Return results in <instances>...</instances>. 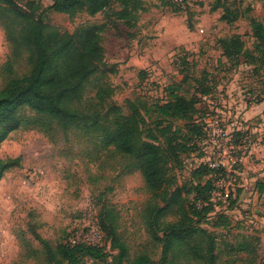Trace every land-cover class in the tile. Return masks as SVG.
I'll return each mask as SVG.
<instances>
[{"label":"rangeland","instance_id":"374dc122","mask_svg":"<svg viewBox=\"0 0 264 264\" xmlns=\"http://www.w3.org/2000/svg\"><path fill=\"white\" fill-rule=\"evenodd\" d=\"M28 1L36 9L30 10ZM14 2L29 14L43 12L48 30L68 36L93 24H108L110 17L108 13L43 11L52 0ZM142 2L135 27L119 22L103 34L105 52L99 68L114 90L100 109L106 112L119 105L125 114L137 110L144 136L158 140L167 156L172 178L167 195L153 197L130 159L120 155L112 159L103 152L99 163L91 161L97 156L91 136L53 141L38 128L21 127L0 144L1 158H20L19 166L0 180V264H66L56 251L58 246L67 238L87 233L89 225L108 226L113 216L117 217V234L130 247V259L143 253L152 258L150 264H162L161 244L147 222L153 221L157 207L165 206L173 192V204L160 215L161 227L185 221L187 193L180 198L179 186L194 177L192 170L208 159L219 158L231 169L229 153L223 151L232 147L243 156L242 164L234 167V185L241 194L235 209L218 207L232 220L204 225L215 242L213 260L215 264H264V64L248 63L249 57L259 58L255 52L259 40L252 36L250 21L264 24V0H191L186 9L169 0ZM226 9L243 17L226 23L221 20ZM235 34L244 40L246 52L230 59L224 55L221 40ZM27 55L26 50L14 47L0 21L1 86L30 71ZM110 68L116 73H109ZM170 86L186 99L197 93L201 101L195 116L207 120L211 134L218 125L225 131L221 138L206 136L197 151L184 155L183 165L175 162L172 146L186 134L185 122L159 115L150 107L169 99ZM133 101L141 108L128 109L126 103ZM237 132L243 136L236 137ZM197 177L203 181L207 176ZM193 238L191 243H197ZM206 248L202 247L204 253ZM84 264H114V260H86ZM167 264L209 263L170 255Z\"/></svg>","mask_w":264,"mask_h":264},{"label":"trees","instance_id":"16d2710c","mask_svg":"<svg viewBox=\"0 0 264 264\" xmlns=\"http://www.w3.org/2000/svg\"><path fill=\"white\" fill-rule=\"evenodd\" d=\"M52 1L43 11L69 15L86 12L91 16L101 13L106 16L108 13V24H93L68 36L56 30H48L43 12L29 14L19 8L14 0H0V21L14 47L27 51V62L30 65L27 74L9 79L4 86L0 85V144L13 131L26 126L38 128L53 141L61 138L68 142L71 136H91L94 140L91 143L95 145L97 152V156L91 158V161L99 163L103 152L112 159H116L117 155H120L119 158L130 159L133 161L131 167L140 170L147 191L153 197H165L172 184L167 156L158 140H148L144 136L141 128L143 121L136 110V107L141 106L135 101L127 102L128 109L133 107L132 110H136L128 114L123 111L124 107L115 104L106 112L100 109L114 90L105 77L106 73L99 68L105 52L103 34L109 27L117 28L119 22L130 29L135 27L143 11L142 0ZM26 5L30 10L36 9L32 2L28 1ZM242 17L240 13L226 9L221 20L231 24ZM250 24L252 36L259 40L255 43V52L259 58L249 57L248 63L259 61L264 64V43L260 41L264 40V24L254 19H251ZM221 45L224 55L230 59L246 52L245 42L238 34L222 39ZM108 72L116 73V70L110 68ZM92 82L95 84L91 86ZM167 89L170 90L169 99L156 102L150 107L159 115L185 122L186 134L172 146L175 162L183 165L184 155L197 151L198 143L207 136L202 116H195L201 99L197 93L186 99L178 95L174 86ZM144 111L147 113V110ZM177 131L178 129L173 132ZM235 136L243 135L237 132ZM19 164L20 158L0 157V180L5 172ZM192 174L194 177H207L203 181L192 177L179 186L180 198L184 191L187 193L184 196L188 204L186 220L167 223L161 227L160 215L173 204V192L165 206L157 207L153 221L147 222L154 233V239L161 244L162 264H167L170 255L174 258L182 256L187 260L205 259L209 264H215V242L211 239L210 230L204 225L232 220L225 210L235 209L239 203L241 190L238 189L236 196L229 200L227 208L218 209L210 199L213 188L211 170L201 165L193 169ZM116 221L117 217L113 216L108 226L103 224L102 227L99 224L104 234L103 244L80 242L72 245L67 238L56 251L66 264H84L86 260L103 261L109 257H113L114 264L152 263V258L143 253L130 259V247L117 234ZM156 229L163 235L160 236ZM193 237L197 238V243H191ZM204 246H207L206 253L202 250Z\"/></svg>","mask_w":264,"mask_h":264},{"label":"built area","instance_id":"2783aa9c","mask_svg":"<svg viewBox=\"0 0 264 264\" xmlns=\"http://www.w3.org/2000/svg\"><path fill=\"white\" fill-rule=\"evenodd\" d=\"M173 3L177 4L181 9H186L189 6L192 5L191 0H170ZM215 123H217L216 120H213ZM205 130L207 132V137H217L221 138L225 135V131L220 128V126H217V129L211 131L207 127V120L205 119ZM199 143H204V139H202ZM229 152L223 151L224 154L229 153L230 161H231V169L226 168L223 161H221L219 158L214 159H208L205 162H201V165L206 166L211 170V177H212V183L213 188L210 192V199L211 201L218 207L224 206L225 209L227 206L224 204H228L229 200L231 198H234L237 194V187L234 185V173L235 165L242 164V153L241 150L235 149V147L230 148ZM234 154V155H233ZM200 160L203 159L201 156H197ZM236 187V188H235ZM89 230L86 233L80 234L81 236H73L69 239L72 245H75L77 243H87L90 245H99L101 244V241L104 237V234L99 226V224H95V226H88Z\"/></svg>","mask_w":264,"mask_h":264}]
</instances>
